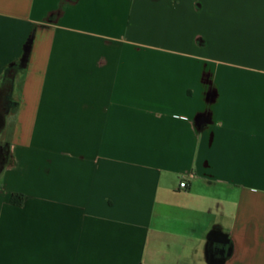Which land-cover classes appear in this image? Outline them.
I'll list each match as a JSON object with an SVG mask.
<instances>
[{
	"label": "crops",
	"instance_id": "0c3cea01",
	"mask_svg": "<svg viewBox=\"0 0 264 264\" xmlns=\"http://www.w3.org/2000/svg\"><path fill=\"white\" fill-rule=\"evenodd\" d=\"M3 89L0 264H264V0H0Z\"/></svg>",
	"mask_w": 264,
	"mask_h": 264
},
{
	"label": "water",
	"instance_id": "95a60500",
	"mask_svg": "<svg viewBox=\"0 0 264 264\" xmlns=\"http://www.w3.org/2000/svg\"><path fill=\"white\" fill-rule=\"evenodd\" d=\"M3 126H4V116L1 115V117H0V130H1V128H2ZM217 238H218V237H217V234H216L215 232L210 234L209 240H210V247H211V248H212V246L214 245V242H215V241H218ZM222 240H223V243H225V245H228V246H229L228 252L230 253L231 248H232L231 245H229L230 240H229L228 238H226V237H222Z\"/></svg>",
	"mask_w": 264,
	"mask_h": 264
},
{
	"label": "flooded vegetation",
	"instance_id": "af4514ba",
	"mask_svg": "<svg viewBox=\"0 0 264 264\" xmlns=\"http://www.w3.org/2000/svg\"><path fill=\"white\" fill-rule=\"evenodd\" d=\"M5 91H6V89H3V90L0 91V117L2 115V111L5 108V103L3 101L4 96H5Z\"/></svg>",
	"mask_w": 264,
	"mask_h": 264
},
{
	"label": "built area",
	"instance_id": "2783aa9c",
	"mask_svg": "<svg viewBox=\"0 0 264 264\" xmlns=\"http://www.w3.org/2000/svg\"><path fill=\"white\" fill-rule=\"evenodd\" d=\"M181 187H182V188H186V187H187V182H186L185 180H183V181L181 182Z\"/></svg>",
	"mask_w": 264,
	"mask_h": 264
},
{
	"label": "trees",
	"instance_id": "16d2710c",
	"mask_svg": "<svg viewBox=\"0 0 264 264\" xmlns=\"http://www.w3.org/2000/svg\"><path fill=\"white\" fill-rule=\"evenodd\" d=\"M15 196H16V197H17V196H20V198H23V194H20V193H15V194H14V197H15Z\"/></svg>",
	"mask_w": 264,
	"mask_h": 264
},
{
	"label": "rangeland",
	"instance_id": "374dc122",
	"mask_svg": "<svg viewBox=\"0 0 264 264\" xmlns=\"http://www.w3.org/2000/svg\"><path fill=\"white\" fill-rule=\"evenodd\" d=\"M2 179V176H0V180Z\"/></svg>",
	"mask_w": 264,
	"mask_h": 264
}]
</instances>
